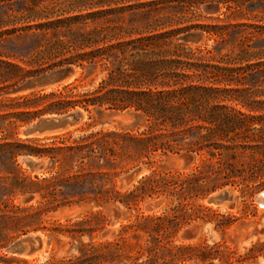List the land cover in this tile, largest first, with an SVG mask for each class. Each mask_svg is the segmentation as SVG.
<instances>
[{"label": "trees", "instance_id": "obj_1", "mask_svg": "<svg viewBox=\"0 0 264 264\" xmlns=\"http://www.w3.org/2000/svg\"><path fill=\"white\" fill-rule=\"evenodd\" d=\"M28 5L7 20L3 35L21 32L47 38L35 50L37 68L0 59V263L1 264H185L188 261L231 264L234 250L222 244L177 243L180 230L194 220H214L227 228L236 218L202 201L227 186L253 198L264 190V16L247 24L250 31L239 50L222 52L186 37L197 32L225 38L228 26H171L161 18L141 25L118 22L117 16L156 10H57L61 0H15ZM81 7L108 3L98 0ZM164 0H152L159 4ZM43 3L44 10L37 7ZM197 12V10H195ZM4 25V24H3ZM88 26L62 38L73 26ZM240 32L242 30H239ZM56 34L48 37V34ZM257 36V45L251 43ZM262 43V44H261ZM3 56V54H0ZM12 57L13 54H4ZM29 63V62H28ZM47 64V65H46ZM46 65V66H44ZM77 66L86 77L99 68L97 85L79 91L77 80L52 89L18 92L21 81L48 70ZM82 108L128 112L134 121L114 129L22 137L19 127L47 114ZM190 154L191 170L153 169L128 188L118 187L122 172L146 164L158 155ZM32 156L39 168L20 160ZM171 197L177 199L170 206ZM24 199L23 201H18ZM163 199L160 212L146 213L147 200ZM89 209L66 223L44 224L45 215L67 206ZM123 206L135 211L112 239L97 240L109 219L106 210ZM96 208V209H94ZM126 215V213H123ZM220 216L222 218H220ZM69 235L76 253L52 255L42 263L1 254L9 242L31 231ZM89 240L84 241L83 237ZM262 253L264 244H253Z\"/></svg>", "mask_w": 264, "mask_h": 264}, {"label": "rangeland", "instance_id": "obj_2", "mask_svg": "<svg viewBox=\"0 0 264 264\" xmlns=\"http://www.w3.org/2000/svg\"><path fill=\"white\" fill-rule=\"evenodd\" d=\"M87 4H95L98 0H85ZM108 3L100 6L81 7L80 2L77 0H61L57 5V10H77L73 14L78 13V10H156L152 16L141 17L137 12L126 13L124 16H117L118 22L126 25H141L150 19L161 18L163 21L168 22V25H186L195 23L204 24H222L228 26L229 33L225 38H219L217 44L216 36H210L208 33H194L197 35V39L186 41L193 45L204 44L208 48H215V50L222 52L238 51V46L245 38V34L250 31V27L247 24L257 22V18L264 16V0H164L159 4H151L152 0H104ZM43 3L37 7L38 10H44ZM33 3L29 2L28 5L24 2H18L15 0H0V31H5L7 28L12 27V24L6 23L7 20L14 17V14L22 12V10H31L30 7ZM197 10V12L195 11ZM4 24V25H3ZM88 26L80 25L73 26L71 32H61L57 36L67 38L73 36L79 30H83ZM239 30H242L241 32ZM56 34H48V37H54ZM192 35V34H190ZM251 43L257 45V36H251ZM47 38H39L33 31L21 32L18 35H3L0 38V59L12 60L20 63L25 68H37V64L30 65V62L35 61V50L37 46L46 41ZM262 44V43H261ZM4 54H13L12 57H6ZM29 62V63H28ZM47 65V64H46ZM44 65V66H46ZM73 69V74L60 83H56L49 87H37L35 89H52L61 87L62 85L75 81L79 84V91L91 88L97 85L104 72L99 68L94 74L86 77L87 72H83L81 67L67 66ZM50 71V70H48ZM46 71V72H48ZM45 73V72H44ZM41 73L40 75H42ZM30 77L27 80L21 81L18 86V92L15 94H22L35 89H23V85L29 81L37 78L38 76ZM256 84H262L263 77H258ZM264 86V85H259ZM84 114L83 121L77 129H72L66 132H71L77 135L84 131L99 130V129H114L117 127L129 125L134 121V117L128 112H116V111H97L93 110L92 113L85 111L82 108H78ZM26 126L19 127L20 136L24 137L21 130ZM65 133V132H59ZM53 135V134H50ZM43 137V136H40ZM157 162L153 166L141 164L128 172H122L117 179L118 187L128 188L136 183L143 175L150 173L153 169L171 170L176 171H189L192 167L193 159L190 154H175L170 153L168 155H158L156 157ZM21 160V158H20ZM36 160V159H35ZM37 161V160H36ZM25 166H27L24 163ZM28 167V166H27ZM233 191V200L228 204L218 207L209 205L205 199L202 201L195 200L194 204L204 203L211 206L214 210L220 213H227L234 215L235 222L227 227L222 228L217 226L216 218L214 220H194L184 228L180 230L176 237V242L181 243H205L208 245H214L216 243L228 246L233 253V261L231 264H264V250L259 253V250L263 248L260 246L256 248V256L249 257L250 248L255 243L261 245L264 244V209L259 205L258 195L255 194L253 198L243 196L239 188L227 186ZM224 189V188H223ZM222 190V189H221ZM220 191V190H219ZM264 191V190H262ZM218 192V191H217ZM215 193V192H214ZM18 201L25 202L24 199ZM170 206L174 207L177 204V199L171 197L169 200ZM166 203L163 199H150L142 203L141 209L146 213L160 212L165 207ZM89 209L86 205H75L61 208L57 211L50 212L45 215L44 224L47 226L52 225L55 221L66 223L67 219L76 218L81 213H85ZM96 209V208H94ZM109 215L110 221L103 231H99L95 238L100 239H112L115 233L120 228V224L127 222L126 216L135 214V211L128 210L121 206L120 209L110 208L106 210ZM126 213V215H123ZM220 218H222L220 216ZM27 235L38 236L42 239L43 245L37 247L30 254H26L19 257L29 259L31 262L36 260L38 263H42L49 259L52 255L56 258H62L64 256H70L76 253L77 241L73 240L69 235L59 234L50 236L48 232L42 230L31 231L28 234H22L18 238L9 242L6 247L2 249L1 254H11L7 251V247L19 238ZM84 241H88L89 237L84 236ZM1 264V263H0ZM185 264H203L198 261H188ZM204 264H225L219 259H215L213 263Z\"/></svg>", "mask_w": 264, "mask_h": 264}, {"label": "water", "instance_id": "obj_3", "mask_svg": "<svg viewBox=\"0 0 264 264\" xmlns=\"http://www.w3.org/2000/svg\"><path fill=\"white\" fill-rule=\"evenodd\" d=\"M188 40L197 39V35L192 34L187 37ZM73 74V69L63 67L53 69L43 73L33 80L27 81L23 85V89H35L37 87H49L56 83H60ZM84 118V114L80 110H73L63 114H47L38 117L26 124L21 130L24 137H39L50 134H58L59 132H66L72 129H77ZM21 161L25 163L31 170L39 168V162L32 156H22ZM233 191L229 187L210 194L205 201L209 205L224 206L233 200ZM259 205L264 209V191L258 195ZM43 241L38 236L27 235L19 238L7 247V251L14 255L23 256L32 253L37 247H41Z\"/></svg>", "mask_w": 264, "mask_h": 264}]
</instances>
